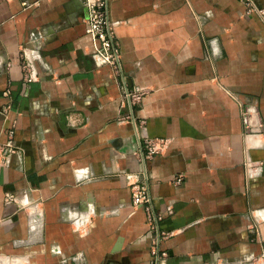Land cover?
Segmentation results:
<instances>
[{
  "label": "crops",
  "instance_id": "1",
  "mask_svg": "<svg viewBox=\"0 0 264 264\" xmlns=\"http://www.w3.org/2000/svg\"><path fill=\"white\" fill-rule=\"evenodd\" d=\"M76 1L0 0V142L21 150L0 167V264H150L155 233L132 203L136 181L173 232L167 264H264L258 15L242 0H110L118 73ZM125 87L145 90L139 134ZM148 138L168 145L144 162Z\"/></svg>",
  "mask_w": 264,
  "mask_h": 264
},
{
  "label": "built area",
  "instance_id": "2",
  "mask_svg": "<svg viewBox=\"0 0 264 264\" xmlns=\"http://www.w3.org/2000/svg\"><path fill=\"white\" fill-rule=\"evenodd\" d=\"M110 0H82V4L88 8V16L85 17V31L91 34L98 42L96 47L97 53L105 64L110 65L115 72H122V57L121 44L117 35V27L119 22L113 20L109 10ZM247 6L248 11L256 13L264 25V6L260 5L257 0H242ZM35 50L28 45L21 49L22 68L24 80L30 82L38 78V72L34 59ZM145 93L142 87H133L132 89L125 87L123 89V97L129 102L132 110V120L134 129L139 134V128L145 123L144 119L139 122L136 121L133 113L136 105L140 102L141 97ZM3 95L10 97L11 91L6 88ZM10 108V104H5L0 108L4 114ZM168 145V139L165 138H148L146 140V152H142V160L145 162L147 158H151L156 153L163 151ZM21 153L20 148H17L10 140L7 143L0 142V167L6 166L10 163L12 154ZM249 166V165H248ZM183 175L180 174L174 180L175 183H181ZM132 203L135 207H142L146 213V219L149 228L155 233L150 253V264H167L169 252L162 248V242L169 238L173 232H170L162 227L163 217L157 210L154 197L150 192L147 182H133L131 183ZM7 202H19L23 206L29 205L20 200L16 193L8 192L6 194ZM262 259L258 257V259Z\"/></svg>",
  "mask_w": 264,
  "mask_h": 264
},
{
  "label": "water",
  "instance_id": "3",
  "mask_svg": "<svg viewBox=\"0 0 264 264\" xmlns=\"http://www.w3.org/2000/svg\"><path fill=\"white\" fill-rule=\"evenodd\" d=\"M76 7H74L72 9L73 12L77 11L78 14L82 15L83 17L88 16V8L85 7L82 3H80L79 1H76L75 4ZM76 9V10H75Z\"/></svg>",
  "mask_w": 264,
  "mask_h": 264
},
{
  "label": "rangeland",
  "instance_id": "4",
  "mask_svg": "<svg viewBox=\"0 0 264 264\" xmlns=\"http://www.w3.org/2000/svg\"><path fill=\"white\" fill-rule=\"evenodd\" d=\"M121 63H122V60H121Z\"/></svg>",
  "mask_w": 264,
  "mask_h": 264
}]
</instances>
